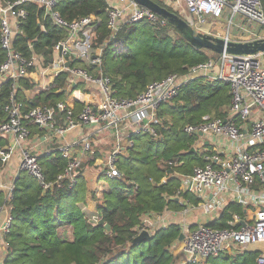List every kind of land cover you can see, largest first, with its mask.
Masks as SVG:
<instances>
[{
    "label": "built area",
    "instance_id": "obj_1",
    "mask_svg": "<svg viewBox=\"0 0 264 264\" xmlns=\"http://www.w3.org/2000/svg\"><path fill=\"white\" fill-rule=\"evenodd\" d=\"M105 1L109 5L106 26L111 35H115L125 22L148 21L160 26L167 22L131 0ZM161 1L172 7L197 33L225 42L264 40L262 0ZM57 2L3 1L0 6V49L5 53V60L0 66V85L11 82L12 88L17 89L18 81L28 78L30 70L36 69L38 81L30 92L33 97L34 93L56 89L59 75L68 74L65 87L69 102L83 107L75 113L63 102L33 107L25 112L21 104L6 106L7 121L0 124V139L8 145L0 146V163L6 164L18 154L19 171L31 177L42 190H49L64 181L68 189H72L76 184L75 177L84 171L86 156L90 155L92 159L95 155L93 142L82 133L98 128L110 135L112 145L102 158L94 160L95 166L100 168V174L118 178L117 163L132 146L134 137L148 134L156 139L160 107L177 97L183 83L204 76L227 86L231 101L224 120L205 116L200 123L182 130L187 136L197 137L194 148H203L207 142L215 152L204 155V165L195 167L192 175L181 178L183 192L199 200L195 206L178 198L185 207L182 213L189 208L205 218H199L191 228L183 221V260L180 264H201L222 253L235 254L249 246L264 245V52L217 55L184 75H171L153 82L134 99L118 98L108 77L73 66L78 61L87 67L101 68L104 47H95L92 42L99 18L89 16L75 22L64 21L58 13L51 11ZM28 4L44 6L56 25L67 31V37L54 47L53 60L47 65L32 51V55L25 57L13 49L14 39L21 35L19 22L27 17L23 6ZM217 24L218 30L213 27ZM232 28L236 35L231 33ZM32 127L43 131L44 135L33 137ZM55 151L68 161L56 181L51 182L45 177L40 159ZM12 188H8L5 202ZM228 203L254 209V221L250 223L245 217L233 214L225 227H210L209 223H221L222 212ZM0 216V256L3 257L6 247L3 236L9 232L12 219L5 204H0ZM98 220L95 218L94 223ZM158 223L152 224L144 217L142 231L151 235ZM256 264H264V252L259 254Z\"/></svg>",
    "mask_w": 264,
    "mask_h": 264
},
{
    "label": "trees",
    "instance_id": "obj_2",
    "mask_svg": "<svg viewBox=\"0 0 264 264\" xmlns=\"http://www.w3.org/2000/svg\"><path fill=\"white\" fill-rule=\"evenodd\" d=\"M153 1L177 14L161 0ZM23 9L27 17L19 22L21 35L14 39L13 49L25 57L32 55V51L47 65L53 60L54 47L67 37V31L56 25L44 6L28 4ZM108 9L105 0H58L51 11L67 22L89 16L99 18L92 42L95 47H104L101 68L87 67L78 61L73 66L108 77L118 98L134 99L153 82L184 75L217 57L213 52L195 49L186 35L168 22L165 26L148 21L122 23L117 33L111 35L106 26ZM4 60L5 53L0 49V66ZM29 74L18 81L17 89L12 88L11 82L0 85V124L7 121L4 109L11 104H21L24 112L58 102L69 105L75 113L83 107L69 102L65 87L68 74L59 75L56 89L33 97L30 92L38 81V73L32 69ZM230 101L229 88L218 81L200 76L183 83L173 104H164L157 112L158 137L148 134L134 137L132 146L120 156L118 178L100 173L90 177L86 171H80L72 189L64 181L44 191L20 172L8 200L5 202L6 195L0 196V204H5L12 218L9 232L3 236L6 247L2 264H173L181 247L177 245L182 233L179 225L155 229L148 241H133L143 229L144 217L183 211L184 205L178 198L198 205L197 198L183 192L181 178L203 166V156L211 150L200 148L189 154L197 137L187 136L182 130L200 123L205 116L224 120ZM31 130L33 137L44 135L36 127ZM6 145L0 139V146ZM98 157L94 155L91 161ZM67 161L57 151L41 158L46 179L55 182ZM82 204L94 208L99 219L96 224L85 217L79 207ZM245 209L228 203L221 223L209 226L223 228L233 214L243 217ZM258 256L259 251L247 248L235 254L209 257L201 264H256Z\"/></svg>",
    "mask_w": 264,
    "mask_h": 264
},
{
    "label": "crops",
    "instance_id": "obj_3",
    "mask_svg": "<svg viewBox=\"0 0 264 264\" xmlns=\"http://www.w3.org/2000/svg\"><path fill=\"white\" fill-rule=\"evenodd\" d=\"M2 5H3V0H0V6H2ZM231 33L233 35H236V33H234V32H231ZM35 95H38V94L34 93L33 96H35ZM82 136L89 138L93 142V146H94L93 149L94 150H96L95 148H99V146H101V145H104L107 147V152L111 149L112 138L110 137V135L105 130H101L98 128L94 129V130H85V131H83ZM205 148L207 151L211 150V153L215 152L213 148H210L207 146V142H206L205 146L201 149L203 150ZM197 150H200V148H198ZM211 153H209V154H211ZM18 159H19V155L15 154L10 159V161L8 163L3 164V165L0 164V166H2V167H0V168H2L0 170V196L2 198H3V195L7 196L8 188L10 186L13 187L14 180L18 177V175L20 173V171L18 169V165H17V162L19 161ZM9 178H11V179L9 180ZM5 199H6V197H5ZM191 207L192 206H190V208ZM186 209H187V212H185L186 214L185 213L183 214L182 213L183 211H181V212L164 211L160 215H152L150 217L147 216V219L152 224H157L159 217H160V221H159L158 225L156 226V229L159 227H167L170 224H177L182 229L183 221H185V223L188 225V227L191 228V227L195 226L196 222L199 221V218H202V219L205 218L204 216L199 215L200 213H198V212H193L189 208H186ZM247 211H250V213L247 214ZM245 215L243 217H245V219L247 221H250V223H252L254 221V209H252L251 207L245 209ZM97 217L98 216L94 214L93 219H95ZM189 218L190 219L193 218L194 220L192 222L189 220V223H187V219H189ZM1 221H2V216H0V222ZM0 240H1V237H0ZM177 245H181V243H177ZM181 248H182V245L180 247V250L178 251V254L175 257L173 264H180V262H182L183 256H182ZM247 248L259 251V254L264 252V245L249 246ZM0 258H1L0 264H2L3 257L0 256Z\"/></svg>",
    "mask_w": 264,
    "mask_h": 264
},
{
    "label": "water",
    "instance_id": "obj_4",
    "mask_svg": "<svg viewBox=\"0 0 264 264\" xmlns=\"http://www.w3.org/2000/svg\"><path fill=\"white\" fill-rule=\"evenodd\" d=\"M138 6L144 7L155 13L159 17L165 19L168 23L175 26L177 30L186 35L189 43L197 50H207L217 55H254L259 52H264V40L253 42H225L222 39L212 38L210 36L195 32L188 23L178 14L169 12L166 8L159 6L153 0H131ZM66 66H69L67 63ZM198 148H191L189 154H194ZM99 224H102L99 221ZM109 231L108 226H104ZM151 235L147 231H141L134 239L133 243L145 242L151 239ZM184 236L181 233L177 239V243H181Z\"/></svg>",
    "mask_w": 264,
    "mask_h": 264
},
{
    "label": "rangeland",
    "instance_id": "obj_5",
    "mask_svg": "<svg viewBox=\"0 0 264 264\" xmlns=\"http://www.w3.org/2000/svg\"><path fill=\"white\" fill-rule=\"evenodd\" d=\"M114 3V2H113ZM126 23V22H125ZM213 27L215 28V29H219V27H218V24L217 25H213ZM233 30L231 31V32H234V33H236V30H235V28H232ZM222 32H224V30L222 31ZM263 64H264V57H263ZM30 95H31V97H32V93H30ZM168 104H173L172 103V101H170ZM29 142H31V140L29 141ZM100 145V144H99ZM96 150H95V155H99V157L98 158H102L105 154H106V152H107V147L106 146H104V145H101V146H99V148H95ZM103 149V150H102ZM97 151V152H96ZM19 160V159H18ZM91 161V159H90V155H88V156H86V158H85V160H84V171H86L85 173L86 174H88V176H90V177H92V176H95V175H97V174H99L100 173V168H98V167H96L95 166V161L94 162H92ZM17 165H19V161L17 162ZM0 167H2V166H0ZM2 168H0V170H1ZM11 178H9V180H10ZM79 207H80V209H81V211L83 212V214L85 215V217L88 219V221L90 222V223H93V224H96V223H94V219H93V216H94V214L95 215H97L96 214V211L94 210V208L92 207V206H89V205H84V204H82V205H79ZM189 220L192 222L194 219L192 218V219H187V223H189ZM151 233V232H150ZM152 234V233H151Z\"/></svg>",
    "mask_w": 264,
    "mask_h": 264
}]
</instances>
